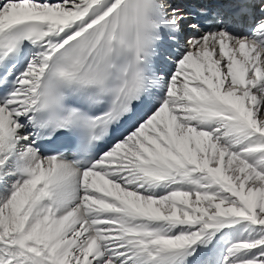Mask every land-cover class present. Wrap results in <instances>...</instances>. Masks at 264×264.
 <instances>
[{
	"label": "snow or ice",
	"instance_id": "1",
	"mask_svg": "<svg viewBox=\"0 0 264 264\" xmlns=\"http://www.w3.org/2000/svg\"><path fill=\"white\" fill-rule=\"evenodd\" d=\"M0 264H264V0H0Z\"/></svg>",
	"mask_w": 264,
	"mask_h": 264
}]
</instances>
